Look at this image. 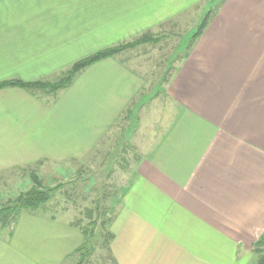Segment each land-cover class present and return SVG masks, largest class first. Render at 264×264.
I'll return each mask as SVG.
<instances>
[{"label": "crops", "instance_id": "crops-1", "mask_svg": "<svg viewBox=\"0 0 264 264\" xmlns=\"http://www.w3.org/2000/svg\"><path fill=\"white\" fill-rule=\"evenodd\" d=\"M207 6L214 10L201 34L148 105L142 75L118 56L55 94L0 88V173L84 161L136 99L143 135L108 224V264L257 263L264 0H0V82L51 79ZM82 244L73 223L22 211L0 229V264H70Z\"/></svg>", "mask_w": 264, "mask_h": 264}, {"label": "rangeland", "instance_id": "rangeland-1", "mask_svg": "<svg viewBox=\"0 0 264 264\" xmlns=\"http://www.w3.org/2000/svg\"><path fill=\"white\" fill-rule=\"evenodd\" d=\"M213 10L209 6L203 11L199 7L193 8L189 13L147 31L149 41L128 47L118 54L121 60L142 75L146 105L149 97L163 93L169 76L193 42L192 37L200 22ZM135 101L113 123L84 161L61 165L37 161L0 173V204L12 201L20 192L26 191L31 185L27 180L29 173L36 172L45 186L57 187L53 198L38 211L78 224L87 231L92 230L90 242L83 250L77 251V260L75 257L70 264H108L103 241L105 235L100 233V228L107 230L105 225L118 205L127 170L139 154L144 121L139 117ZM148 126L149 123L145 126L146 133Z\"/></svg>", "mask_w": 264, "mask_h": 264}, {"label": "trees", "instance_id": "trees-1", "mask_svg": "<svg viewBox=\"0 0 264 264\" xmlns=\"http://www.w3.org/2000/svg\"><path fill=\"white\" fill-rule=\"evenodd\" d=\"M211 15L212 13L209 12L204 16L203 20L200 22L196 32L192 37L193 42L201 34L203 28L205 27ZM149 40L150 37L148 35V32L146 31L135 38L119 42L115 45L106 47L91 55H88L84 58L75 61L65 71L61 72L57 78L53 80L40 79L35 81H21L18 79H11L7 81H1L0 88L6 86H18L30 92L42 91L48 94H55L57 93V91L66 88L71 83L74 76L79 71L89 66L90 64L98 60H101L103 58L118 56V54L124 49ZM191 44L189 45V47L191 46ZM27 180L28 183L30 182L31 185L26 189V191L20 192L18 196L12 201H8L5 204H0V229L15 223L19 214L22 211L39 212L38 210L44 208L43 206L53 198V195L57 187L49 188L48 186H45L43 184L42 179L39 177V175L36 172L29 173V178ZM110 219H108L107 224L105 225L107 226V230H105L104 227L102 226L100 228V233L103 232L102 234L105 235L103 241L105 242L104 245L106 250L108 249L109 242L113 238L112 233L108 228ZM73 224L80 229L83 236V244L78 249L80 251L83 250L88 245V243L92 238L93 232L92 230L87 231L86 229L81 228L78 224L75 223ZM263 249H264V233L255 241L253 245V252L257 255L256 264H264Z\"/></svg>", "mask_w": 264, "mask_h": 264}]
</instances>
